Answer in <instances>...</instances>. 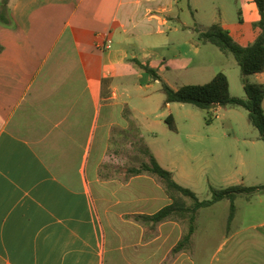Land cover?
<instances>
[{
	"label": "crops",
	"instance_id": "obj_1",
	"mask_svg": "<svg viewBox=\"0 0 264 264\" xmlns=\"http://www.w3.org/2000/svg\"><path fill=\"white\" fill-rule=\"evenodd\" d=\"M202 10L201 0H0V264H264V193L238 196L247 219L236 223L235 206L229 225L226 201L218 230L199 210L178 252L181 219H141L171 204L160 179L131 170L148 161L143 131L173 119L176 103L152 105L162 85H190L197 32L211 27ZM251 77L264 85V72ZM162 168L180 185L174 164Z\"/></svg>",
	"mask_w": 264,
	"mask_h": 264
},
{
	"label": "rangeland",
	"instance_id": "obj_2",
	"mask_svg": "<svg viewBox=\"0 0 264 264\" xmlns=\"http://www.w3.org/2000/svg\"><path fill=\"white\" fill-rule=\"evenodd\" d=\"M212 2L213 6L210 5ZM212 2L201 0L203 10L199 13L198 22L206 28L214 24L228 31L233 42L240 47L251 46L259 30L256 27L257 10L250 0ZM210 6L211 9L208 8ZM199 47L201 52L196 61L198 66L191 72L188 84L202 85L216 74L223 73L228 78L231 96L245 99L240 69L233 56L210 43H201ZM247 79L250 83L255 82L251 76ZM160 93L153 98L152 105L164 106L165 95ZM171 112L175 131L166 126L155 127L148 135L146 131L143 132L148 144L146 147L150 149L151 156L155 159L157 157L160 166L169 167L174 164L180 186L194 192L200 201L209 200L212 189L222 190L236 185L264 186V142L249 122L245 109L227 106L216 110H201L190 104H175ZM225 203L228 202L201 211V217L206 218L205 224L209 220L207 216L212 215L209 222L213 223L214 229L220 228L228 214ZM235 206L238 210V223L248 205L239 198ZM203 234L199 227L196 241Z\"/></svg>",
	"mask_w": 264,
	"mask_h": 264
},
{
	"label": "trees",
	"instance_id": "obj_3",
	"mask_svg": "<svg viewBox=\"0 0 264 264\" xmlns=\"http://www.w3.org/2000/svg\"><path fill=\"white\" fill-rule=\"evenodd\" d=\"M253 2L259 14V20L256 23L259 35L251 46H238L228 33L217 25H212L206 31L197 32L199 43H210L220 51L233 56L240 69L245 99L230 95L228 79L223 73L216 74L205 84L186 85L176 91L162 85V91L165 95V104H190L201 110H211L215 107L226 108L227 106L242 107L248 113L249 122L258 131L259 139L264 142V112L262 109L264 85L250 83L247 79L249 76L264 72V0H253ZM149 72L154 75L153 71ZM165 122L169 130L175 131L176 128L171 117H168ZM143 153L148 156V161L141 163L138 168H133L131 173L133 175L148 173L160 179L171 204L152 216H141V219L154 225L173 219H181L186 224V233L173 252L183 250L190 244L191 237L195 232V221L199 210L212 207L222 201H229L230 209L227 219L229 225L235 214L234 201L238 196L249 197L257 193H264V186L236 185L222 190L212 189L211 198L200 201L194 192L177 184L172 173L163 169L146 148L143 149Z\"/></svg>",
	"mask_w": 264,
	"mask_h": 264
},
{
	"label": "built area",
	"instance_id": "obj_4",
	"mask_svg": "<svg viewBox=\"0 0 264 264\" xmlns=\"http://www.w3.org/2000/svg\"><path fill=\"white\" fill-rule=\"evenodd\" d=\"M105 47H106L107 49H109V48L111 47V43L108 42L107 45H105Z\"/></svg>",
	"mask_w": 264,
	"mask_h": 264
}]
</instances>
